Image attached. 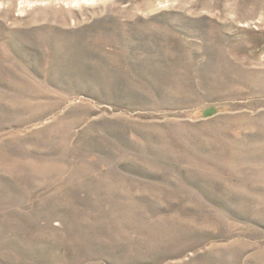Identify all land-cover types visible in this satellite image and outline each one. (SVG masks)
I'll use <instances>...</instances> for the list:
<instances>
[{
	"label": "rangeland",
	"instance_id": "1",
	"mask_svg": "<svg viewBox=\"0 0 264 264\" xmlns=\"http://www.w3.org/2000/svg\"><path fill=\"white\" fill-rule=\"evenodd\" d=\"M0 264H264V0H0Z\"/></svg>",
	"mask_w": 264,
	"mask_h": 264
},
{
	"label": "trees",
	"instance_id": "2",
	"mask_svg": "<svg viewBox=\"0 0 264 264\" xmlns=\"http://www.w3.org/2000/svg\"><path fill=\"white\" fill-rule=\"evenodd\" d=\"M210 110H212V112L214 111V110H213V108H212V109H210Z\"/></svg>",
	"mask_w": 264,
	"mask_h": 264
}]
</instances>
